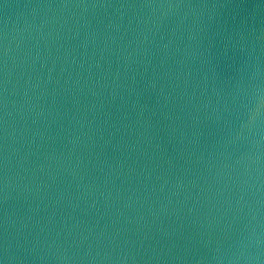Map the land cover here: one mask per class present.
I'll return each instance as SVG.
<instances>
[{
  "label": "water",
  "instance_id": "95a60500",
  "mask_svg": "<svg viewBox=\"0 0 264 264\" xmlns=\"http://www.w3.org/2000/svg\"><path fill=\"white\" fill-rule=\"evenodd\" d=\"M0 264H264V0H0Z\"/></svg>",
  "mask_w": 264,
  "mask_h": 264
}]
</instances>
